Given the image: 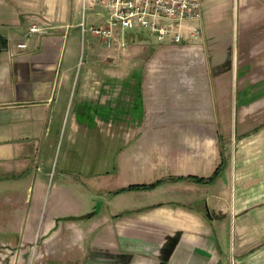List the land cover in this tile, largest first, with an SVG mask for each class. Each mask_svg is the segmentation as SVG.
Instances as JSON below:
<instances>
[{
	"label": "crops",
	"instance_id": "crops-1",
	"mask_svg": "<svg viewBox=\"0 0 264 264\" xmlns=\"http://www.w3.org/2000/svg\"><path fill=\"white\" fill-rule=\"evenodd\" d=\"M199 1L208 25L195 44L151 49L135 44L140 36L109 49L83 39L70 126L82 116L106 127L108 172L93 182L110 195L89 219L93 232L80 226L81 241L97 239L82 263L264 264V0ZM226 11L241 26L227 35L218 26ZM80 18V0H0V196L19 192L4 182L29 181L27 224H37L46 196L45 154L75 83ZM220 165L215 181L190 180ZM157 181L150 191L116 193ZM52 218L40 236L56 227ZM34 234L22 232L20 243Z\"/></svg>",
	"mask_w": 264,
	"mask_h": 264
},
{
	"label": "rangeland",
	"instance_id": "rangeland-1",
	"mask_svg": "<svg viewBox=\"0 0 264 264\" xmlns=\"http://www.w3.org/2000/svg\"><path fill=\"white\" fill-rule=\"evenodd\" d=\"M232 15H234L232 11L231 13L228 11L222 12L221 20L218 23L220 30L225 35L229 31L235 33L241 28L240 23L238 25L237 19ZM207 25L208 23L203 20L202 27L206 28ZM214 25L217 26V23ZM139 34L141 38L135 44H140V41H142V45L150 46L152 47L151 49L157 47L156 45L158 44L148 38L145 31H141ZM87 36L94 37L91 34H87L84 40ZM196 42L187 44H195ZM80 43L82 44V50L79 55V65L75 72V83L71 88L72 91L67 102V111L59 121L54 123L49 139L51 148L46 150L45 154L47 158H50L51 162L48 166L44 165L43 167L46 173V196L38 214L37 224L24 223L25 209L31 199L30 192H26L29 181H26V183L25 181L17 180L2 184L6 188L14 186L18 188L19 192L16 196H8V192H6L5 196H0V264H81L83 262L82 253H84L82 249L87 248V254L95 251L94 249H89V245L97 244L96 236L89 242L87 240L81 241L85 231L81 230L80 226L85 227L86 234L89 236L91 231L93 232L92 222L89 219L93 215H98L102 208L106 207L105 203L110 195L108 186L104 188L105 194H103L104 192L100 194L96 191L98 186H94L93 179L97 174L108 172L110 151L106 127L101 128L97 124H93L90 121L93 117L92 119L91 117L86 119L85 121L89 120L87 123L81 122V116L78 121L79 126L75 130L70 126L71 109L74 106V103H72L74 99L73 93L84 61L83 45H85V41L83 43L79 40ZM218 59H221V54H218ZM122 72L123 69L118 67L117 73L121 74ZM114 151L115 146L113 148ZM63 182L67 183L68 186L65 187ZM60 186L64 187L65 190L58 191L56 188ZM50 215L53 217L51 224H56V227L49 234L40 236L42 222ZM82 215L90 217H81L83 219L77 221L65 220L66 217H79ZM69 224L78 225L80 229V237L78 239L74 234L77 230L73 229L72 225ZM60 225L62 228L59 227ZM57 228L59 230L56 236ZM33 229H35V234L31 243H20V234L26 231L33 232ZM87 243L89 244L87 245ZM90 258L91 256L87 258L89 262L92 260ZM88 261L82 264H92L88 263Z\"/></svg>",
	"mask_w": 264,
	"mask_h": 264
},
{
	"label": "built area",
	"instance_id": "built-area-1",
	"mask_svg": "<svg viewBox=\"0 0 264 264\" xmlns=\"http://www.w3.org/2000/svg\"><path fill=\"white\" fill-rule=\"evenodd\" d=\"M78 25L82 40L87 34L109 49L124 48L127 41L139 38L141 31L156 44L179 45L196 42L202 32L199 0H80ZM104 21L95 26L92 17ZM30 33L39 32L35 26ZM128 39V40H127ZM18 48H25L24 44ZM229 264H233L232 262Z\"/></svg>",
	"mask_w": 264,
	"mask_h": 264
},
{
	"label": "trees",
	"instance_id": "trees-1",
	"mask_svg": "<svg viewBox=\"0 0 264 264\" xmlns=\"http://www.w3.org/2000/svg\"><path fill=\"white\" fill-rule=\"evenodd\" d=\"M137 101L140 102L139 95L134 96L133 102L135 103ZM221 170H222V165H220L215 170L213 175L210 178L206 179V180H203V179H190V180L194 181L196 183H211V182L215 181V179L220 174ZM178 180H180V179L179 178H170L169 182H175V181H178ZM162 183H164V182L163 181H157V182H154V183L149 184V185L128 186L127 188L121 189V190L117 191L116 193L120 194V193H123V192H126V191H150V190H153L156 187L160 186ZM88 217H90V216L87 215L86 218H88ZM80 219H83V218H81V217L80 218H76V217H67V218H65L66 221H77V220H80Z\"/></svg>",
	"mask_w": 264,
	"mask_h": 264
}]
</instances>
